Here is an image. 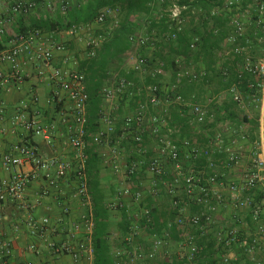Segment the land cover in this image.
Instances as JSON below:
<instances>
[{
    "label": "crops",
    "instance_id": "0c3cea01",
    "mask_svg": "<svg viewBox=\"0 0 264 264\" xmlns=\"http://www.w3.org/2000/svg\"><path fill=\"white\" fill-rule=\"evenodd\" d=\"M15 1L16 0H2L3 8L5 10H10ZM84 1L85 0H72V8ZM197 1L198 0H189L190 6L187 5L188 10L185 14L182 32L188 39H191L193 36H199L201 49L203 48V50H201V53L197 57L191 55L188 59H184L180 55H175L177 49L173 47L175 46L173 42L165 40L162 34L157 31L158 34L155 38L153 49L136 48L131 44L130 48L123 53L122 57H119L120 59L108 60L102 68L94 69L92 66H89V57L86 56L85 42L88 38L99 36V34L104 37L105 26L91 23L88 25L89 29L80 34V36L84 35L85 38H83V40L78 38V36L74 37L69 35L68 30L48 33L42 31L44 37H49L51 41L56 44H63L66 48L65 54L55 53L54 59L50 64L28 62L24 58L21 66L24 80L21 84H16L13 79L9 78V66L7 64L1 65L0 68L4 70L8 78V83L0 90V103L5 111L4 119L2 121L0 120V185L7 182L10 175L9 171L4 168L1 162V156L10 152L19 144H28L33 147L40 156L61 160H71L73 158V152L66 144L69 135L68 126H73L71 104L65 92L55 88L38 74L40 70L45 73L49 71L52 66L56 67L61 65L64 56H67L70 60L76 61L75 66L70 62L65 68L70 71L77 70L82 73L85 77V85L86 83L90 85L92 78H96L100 81V93L104 85H111L113 83L112 76H120L121 74H126L129 77L132 76L134 78V83L140 88L145 86L148 82L151 84L154 82L159 84L158 86L161 88L159 101L164 110V113L161 115L163 119L161 127L162 133L170 128L169 126L172 124L170 114L178 108L182 109L179 112H182L184 109L186 111V116L189 117L188 125L190 129L187 132V138L192 139L199 149L207 145L210 139L217 134H220L221 138H224V132L230 129L233 119L237 123H242L239 130H237L244 133L243 135L241 134L243 136L242 139H244V137V140L247 138L250 141L256 137L259 139L260 129L261 126H263L264 95L261 99V106L258 113L260 125L258 135L254 137L251 132V122L254 120L255 114L251 109V103L249 101L246 103L242 101L243 103L241 102L239 105L236 103L233 104L229 89L226 87L227 82L236 76L237 63L241 58V56L233 54L232 45L226 42L231 32V26L229 25L230 11L223 9L220 3L209 1L208 3L203 2L198 4ZM236 1H238L240 5L239 14L245 16L247 19L244 39L238 40L237 45L243 47L244 52L254 60H261L264 56V50L262 49V41L264 39L260 37L259 40L258 34L260 30H254V20L257 15L252 7V2L247 0ZM36 2L38 4L37 10L28 16H15L12 28L19 25L28 27L34 24H40L43 20H55L57 16L64 20L67 16V13L61 14L57 9L51 13L47 12L43 6L42 0H36ZM53 2L55 3L56 0H53ZM72 8L68 11L70 12ZM214 9H216V14L211 16L210 12ZM115 16L118 22H120L124 14H122L119 9ZM108 22L111 23L109 20ZM122 26L135 35L149 34V31H147L148 24L146 18L142 14H132L128 16ZM260 32L262 33V31ZM218 33L223 36L222 41L219 40ZM263 34L262 36H264ZM140 55L149 58V68L141 73L129 71L130 62L136 56ZM177 58L181 59L183 70L201 71L203 73V76L197 82L181 81L177 88V92L185 100H190L191 102L203 106L210 114L216 117V122L202 126L196 125L191 121L192 115L190 110L185 107H180L173 102L172 96L168 92V87L173 83L176 74L175 67L172 66L171 61L173 62ZM162 60L165 62V65L160 68L157 62ZM103 68L109 69L105 81H102V76H104L106 72ZM155 70H157L156 73H154ZM222 71L228 73L223 79H221ZM251 79V77H246V82H249ZM246 82L243 81L239 89L245 90L243 92L249 94L251 88L247 86ZM55 93L57 95H55ZM252 94L248 95L249 98L254 97ZM132 97L137 100L134 102V100L131 99ZM145 99V94L142 92L140 94L133 92L132 94L129 93V95L124 93L112 101L104 100L100 94V105H94L92 102H88L85 113L88 119L94 117L98 108H103L111 113L116 122L115 131H120V136L118 137L119 142L123 147H126L130 140L127 132L123 130L122 119L134 113L137 108V102H144ZM233 106H238L239 109L243 110L239 119L231 112ZM154 111L153 108L149 107L146 111V117L152 115ZM17 112L22 113L27 118L33 119L45 127H50V142H45L39 135H32L25 132L20 126H11L10 119ZM62 112L66 117V122L60 121V114ZM197 126H199V128H197ZM102 127L103 126L98 123L96 126L97 131ZM213 130L215 135H212ZM210 131L212 132L209 133ZM143 138H145L148 145L151 144L153 149L154 144L152 145L153 141L151 142V138L148 136H144ZM130 144L132 145V143ZM96 147L97 150L94 152V157L99 159V164L97 166L98 172L95 182L96 189H93V191L95 196L101 198V202L105 204V207L108 202L114 200L116 192L124 186L132 190L140 188L145 191V182H147L150 177L149 174L142 173L132 181V179L125 178L124 175L115 173L113 168L105 163V155L107 156L109 153V145H96ZM149 148L150 147L146 150V155L148 157L153 155V151ZM103 149L105 151H103ZM86 151L88 157H90L88 150H85V152ZM260 151L264 156V150L260 149ZM124 153L122 160L118 162L121 170H125V165L132 156V150L126 149ZM211 159L215 164V170L213 172L202 165L195 170L203 172L204 176H208L212 173L217 174L218 181L212 188L222 192L226 200L219 204L215 213L210 214L209 221L202 224V231L187 226H174L169 234L164 236L165 223L177 216V211L171 206L172 198L165 194H162L154 201L145 195L140 205L135 204L131 199H124L122 206L119 208L115 210L106 208L108 212L106 221L108 228L106 244L110 249L111 256L115 250H120L124 247L120 239L127 234L128 217L133 216V220L141 222L142 219L139 216L135 218L134 215L137 213L140 214L139 211L143 208L150 207L151 224L147 228L141 227L137 231L134 239L135 244L139 247L143 255L140 264H218L222 256H227L234 264H256V262L264 264V238L261 240V243L252 248L250 252H244L241 243L243 240H248L250 237H253V235L255 236L256 228L255 225L252 222L250 223L248 218H246V210L237 207L234 202L227 199V185L229 183H235L240 187L242 186V180L228 179L227 174H229V172L223 166L225 163L224 154L217 153L213 155ZM192 163L196 164L195 162ZM21 169L31 172L34 168L30 165H25ZM34 171L35 176L30 180L24 192V200L31 205V209L28 211H19L16 202L11 200L5 201L0 207V239L9 241L11 246V255L7 260V264H21L23 262L35 261L41 264H88L85 259L74 263L67 255L54 256L48 251L44 239L31 237L27 234L23 226V221L27 216H31L34 219L46 217L55 225V222H57L59 218H63L65 222L78 220L83 211V208L78 204L67 200L68 197L63 199L56 195L40 196L41 190L47 188V186L38 171L35 169ZM90 182L92 181H89V186ZM72 189L73 184L66 187L63 186L62 192L67 196ZM243 193L244 192L240 193V198ZM182 197V192L176 193V198ZM65 202L70 205L71 211L67 216H62L61 205ZM262 205L264 206V200L262 201ZM200 210L201 208L194 205L184 206V211L190 215L197 214ZM15 225L19 226L17 231L14 229ZM228 229H235L238 232V242L228 246H218L216 239L218 232ZM155 234L161 236L163 240L161 246L156 250L151 248L153 235ZM49 236L56 242L65 239L64 234L60 233L58 230L52 231ZM187 236L191 237L193 244L197 247V253L190 261L185 259V257L183 259L181 258V255L185 256L188 249L185 245V238ZM31 244L36 246V252L28 249Z\"/></svg>",
    "mask_w": 264,
    "mask_h": 264
},
{
    "label": "built area",
    "instance_id": "2783aa9c",
    "mask_svg": "<svg viewBox=\"0 0 264 264\" xmlns=\"http://www.w3.org/2000/svg\"><path fill=\"white\" fill-rule=\"evenodd\" d=\"M43 6L47 12H53L57 9L61 14H66L72 8V0H42ZM163 3L168 2L165 14L168 19L167 30L162 33L165 40L176 42L178 36L183 32L185 14L188 6L180 4L179 0H158ZM215 3L222 4L223 9L230 11L229 25L231 32L226 42L232 45V52L236 56H241L237 63L236 80L230 85L229 92L232 101L236 104L242 102L239 93L240 85L246 82V77H251L260 81V83L247 84L251 89L259 88L264 85V60H254L251 56L244 52V48L237 45L238 40L244 39L245 27L247 19L239 14L240 5L236 0H211ZM253 9L256 12L254 20L257 30L264 33V0H251ZM38 4L36 0H16L10 10H5L0 0V36H5L8 29L12 28L15 16H28L37 10ZM117 9L110 7L101 8L95 18L94 23L104 25L108 19L112 20V27H116L117 18L115 14ZM216 9L210 12L213 16ZM89 29L88 25L72 26L68 30V34L74 37ZM157 32L151 31L149 34L135 35L128 37L129 42L136 48L153 49ZM260 40V38H258ZM104 37L94 36L85 42V50L87 57H93L96 50L100 48ZM200 44L199 36H193L188 43V49L195 52ZM0 49V66L7 64L9 66V78L13 79L16 84H21L24 80L21 66L22 60L25 58L28 62L50 64L54 59V54H65L66 48L63 44H56L49 37H44L42 31L38 29H27L23 32L13 33L3 44ZM72 62L76 65L75 60L68 59L64 56L59 66H52L49 71H38L45 81L55 88L66 93L67 99L71 104L73 126H68L69 135L66 144L73 152L71 160H61L52 157L40 156L38 152L28 144H19L10 152L1 156V162L4 168L9 171L10 175L7 182L0 185V207L2 204L11 200L16 202L18 209L28 211L31 209L24 200L25 189L35 176V171L42 176L47 188L40 192V196H58L60 198L70 200L83 208L78 220L65 222L63 218H59L55 225L51 223L49 218L34 219L27 216L23 221V226L27 234L31 237H37L46 241L48 251L54 256L67 255L74 263L85 259L88 264H94V249L92 246V236L95 229L94 221V201L89 189V177L86 171V133L88 126V118L85 110L88 103V94L85 87V77L77 70H67L65 66ZM157 65L162 68L164 64L159 61ZM150 66L147 56H136L131 62L129 69L141 73ZM176 74L173 83L168 87V92L172 96L173 102L178 106L185 107L190 110L192 115L191 121L196 125H207L213 123L215 118L203 106L184 100L177 92V88L181 81L197 82L202 76L201 71L183 70L181 59L174 60ZM155 70L154 73H156ZM223 77L227 76L226 71L221 72ZM113 83L104 85L101 89V96L104 100L112 101L129 90L135 88L131 81L123 77L112 76ZM8 83V78L0 68V90ZM161 88L155 84H149L138 87L136 93L145 94V101H138L136 111L123 117V130L129 135V140L137 147L135 149L136 158L130 159L125 165V170H121L118 162L124 156V150L119 146V139L115 138L116 122L114 116L104 110L99 109L98 123L103 127L92 137L96 145H109V153L105 155V163L109 164L113 171L117 174L124 175L125 178L131 179L139 177L142 173L149 174L145 191L143 189L132 190L124 186L119 189L114 200L106 204L109 210H115L122 206L124 199H131L135 204L140 205L145 195L152 201L156 200L162 194L172 198L171 206L177 211V216L165 223L164 236L168 235L174 226H187L202 231V224L209 221L210 214L217 211L219 204L226 200L225 195L212 188L218 181V175L212 173L204 176L203 172L192 168L184 169L182 159L185 158L190 162H195L199 158L206 161L205 167L214 171V161L211 159L213 155L222 153L225 156L224 166L229 168L237 163V157L232 149L225 145L221 135L217 134L211 138L207 145L199 149L192 144L188 138H179L176 136L177 130L168 128L162 133L164 113L159 101V92ZM55 95H57L55 93ZM149 107L155 111L152 115L146 117V111ZM5 117V111L0 103V120ZM60 121L66 122L63 112L60 114ZM10 125L13 127L20 126L25 132L32 135H39L41 138L50 142V127H45L33 119L27 118L20 112L15 113L10 119ZM148 136L154 144L151 149L153 155L148 157L144 146L141 145L143 137ZM241 139L243 136L241 135ZM258 149L264 150V132L263 126L260 129V137L258 141ZM140 146V148H138ZM182 155V156H180ZM255 167L246 173L242 180V186L235 183H229L226 187L227 199L234 204L247 210L251 206V198H240V193L253 189L257 185L264 183V161L259 157L253 160ZM30 165L33 169L31 172L23 171L21 168ZM73 184V189L66 196L62 192V187ZM182 192V198H176V193ZM194 205L201 208L200 212L190 215L184 211V206ZM150 207L143 208L134 217L138 216L141 222L133 220V216L128 217L127 234L120 239L123 242V249L115 250L112 253L113 264H140L142 261V252L135 244L134 239L137 231L141 227L147 228L151 224ZM70 205L65 202L61 205L62 216L70 214ZM264 214L260 207H252L251 218L254 222H258L259 216ZM15 231L19 229L18 225L14 226ZM58 230L63 233L65 239L56 242L50 238L52 231ZM264 238V223L257 225L256 235L252 238L251 243L247 245L245 241L241 243L242 247L252 248L258 246ZM217 242L228 246L238 242L237 231L235 229L221 230L217 234ZM162 237L153 235L151 248L155 250L162 244ZM185 245L188 248L185 256L181 258L190 261L197 253V247L193 244L191 237L185 238ZM185 247V248H186ZM30 251L36 252L34 244L29 245ZM11 255L10 242L0 239V264H7V260ZM220 264H234L227 256H222ZM21 264H41L39 262H23ZM261 264V262H256Z\"/></svg>",
    "mask_w": 264,
    "mask_h": 264
},
{
    "label": "trees",
    "instance_id": "16d2710c",
    "mask_svg": "<svg viewBox=\"0 0 264 264\" xmlns=\"http://www.w3.org/2000/svg\"><path fill=\"white\" fill-rule=\"evenodd\" d=\"M211 0H198L197 3L201 4L203 2H209ZM250 1L251 0H247ZM180 4H185L189 5V0H179ZM168 6V2L165 1L163 3L159 2L158 0H85L83 3H80L72 8V10L67 12V16L64 18V20L60 17L57 16L55 20H43L41 21L40 24H34L32 26H24V25H19L15 28L8 29L6 32L5 36H0V49H2L4 46L3 44L6 42V40L13 34V33H18V32H23L27 29H38L40 31L44 32H61V31H67L69 30L72 26H78V25H89L91 23H94L95 18L97 16L98 11L103 8V7H110L114 8L121 11L122 14H124V17L122 21L118 22L117 20V25L116 27H112L110 25L112 23L111 19H108L111 21V23L107 22L103 25L105 26V35H104V41L102 42V45L98 50H96L95 54L93 57H89L88 63L90 64L89 66H92L94 69H99L102 68L105 64L106 61H111L115 59H120L119 57H122L123 53L127 51L131 43L128 40V37L132 35L133 33H130V30H126L122 25L125 23L127 20V17L132 15V14H142L146 18V22L148 24L147 31H155L158 33H163L164 31L167 30V23L168 19L166 17L165 11ZM161 7V8H159ZM119 8V9H118ZM161 11V12H160ZM255 27V24H254ZM254 29V28H253ZM254 30H257L255 27ZM261 31V30H260ZM259 31L258 37H262L264 39V36H262V33ZM101 35V34H99ZM216 35V34H215ZM264 35V34H263ZM102 36V35H101ZM218 38L219 40L222 41L223 36L218 33ZM190 39V38H189ZM189 39L187 36L184 34H180L178 36V39L176 42L173 44L175 46V49H177V52L175 55H180L184 59H188L189 56L194 55L197 57L200 53L201 50V44H199L198 49L195 52H191L188 49V41ZM214 40V38H213ZM263 46L262 49L264 50V40L262 41ZM164 65L165 62L162 60L161 61ZM172 66H174V61H171ZM175 67V66H174ZM90 69V68H89ZM105 69V68H103ZM176 70V68H174ZM102 70V69H100ZM105 75L102 76V81H105L106 76L108 74L109 69H105ZM132 71V70H129ZM134 72V71H132ZM118 77H123L128 81H131L133 85L135 86L134 89L129 90L126 92V94L129 95L132 94L133 92L136 91L138 88L136 84L134 83V78L132 76H127L126 74H121ZM224 77L221 76V79ZM87 79V77H86ZM236 80V76L233 77L231 80L227 82V89L230 88V85ZM87 82V81H86ZM90 85L86 83V92L88 94V102H92L94 105H100V81L96 78H92L90 81ZM151 84L148 82L146 85ZM155 85H159L157 83H152ZM160 87V86H159ZM243 88V87H242ZM245 91V90H242ZM255 88L250 89L249 95L254 93ZM160 94V92H159ZM123 95V94H122ZM183 98V97H182ZM132 100L134 102L137 100L136 98L132 97ZM184 99V98H183ZM185 100V99H184ZM190 101V100H187ZM233 104H235L232 101ZM182 107V106H180ZM95 112L94 117H91L88 119V126H87V133L85 136L86 139V150H88V154H90V157L87 155V151L85 152L86 156V171L87 175L89 177V180L92 181L90 182V192L93 197L94 201V221H95V229L93 232L92 236V246L94 249V264H113V259L110 253V249L107 247L106 244V239H107V209L105 207V204L101 202V198L99 196H95L93 189H96V180H97V166L99 164V159L94 157V152L97 150L96 144L93 142V136L97 132L96 126L98 125V112ZM180 108L177 110H174L170 114V118L172 121V124H170L171 129H177V134L179 138H187L188 136V131H189V117L186 116L185 110L183 109L182 112H179ZM96 120V121H95ZM215 122H216V117H215ZM251 129L254 130L255 134L258 133L259 130V118L256 117V120L251 122ZM179 131V133H178ZM263 132H264V115H263ZM116 138L120 136V131L116 130L115 131ZM256 137V136H255ZM256 139V138H255ZM253 139V141L255 140ZM189 141L192 143V139L189 138ZM252 141V140H251ZM145 138H143L141 145H145ZM130 141L126 147L122 144L119 143L120 148H124L123 150L129 149L132 150V158H136V145ZM140 148V146L138 147ZM182 156V155H180ZM130 161V160H129ZM127 161V163L129 162ZM196 164H200L205 166L206 161L204 158H199L197 161H195ZM132 181L136 179V176L131 178ZM92 188V191H91ZM249 197L251 198V206L247 208L246 210V218H248V221L253 223L255 225L256 231H257V225L264 223V214H261L259 216L258 222H254L251 218V209L252 207H260L263 212H264V206L262 205V201L264 200V183L262 185H257L253 189H250L248 191H244L242 198ZM19 211H21L19 209ZM126 219V218H125ZM126 223V220H125ZM238 236V232H237ZM254 237V235H253ZM253 237H250L248 240H243L249 245L251 243V240ZM218 246L223 247V243H219ZM250 248L243 247L244 252H248ZM222 262V259L218 261V264Z\"/></svg>",
    "mask_w": 264,
    "mask_h": 264
},
{
    "label": "rangeland",
    "instance_id": "374dc122",
    "mask_svg": "<svg viewBox=\"0 0 264 264\" xmlns=\"http://www.w3.org/2000/svg\"><path fill=\"white\" fill-rule=\"evenodd\" d=\"M78 38L83 40V38H85V37H84V35H81V36L79 35ZM262 60H264V56H263ZM251 80H249V82H246V84H249V83H253V84L260 83V81H258L256 79L252 78ZM239 93H240V95L242 97V101H244V103H246L248 101L251 103V106H252L251 109L253 110V113L255 114L254 115L255 116L254 120H256V117H258L259 109H260V106H261V99H262V97L264 95V85L262 87L256 88L254 93L252 94L254 97H251V98H249V96H248L249 94L248 93H246V92L244 93L241 89H239ZM231 112H233L235 117L239 119L240 115L243 112V110L239 109L238 106H233L232 109H231ZM214 122H215V120H214ZM234 122H235V120L233 119V122L230 125V129L228 131L224 132L225 136H224V138H222V140H223L224 144L229 146L232 149V151L235 153V155L237 157V163L232 165L229 168H226V170L229 172V174H227L228 179H235V180L240 179V180H243L244 175L255 167V164L253 162L254 158L259 157L260 160L264 161V156L261 153L260 149H258V145L257 144H258L259 139L257 137H256L257 139H255L254 141L253 140L250 141L247 138H246V140H244L245 137H244V139H241L240 138L241 134L243 135L244 133H241V132H239L237 130H239V128L242 125V123H239V122L238 123L237 122L234 123ZM197 128H199V126H197ZM205 128H206V126H205ZM211 132L212 131H210L209 133H211ZM251 132H252L254 137L258 135V133L255 134L254 130H252ZM212 135H215L214 130L212 132ZM151 142H152V140H151ZM192 144H194L193 141H192ZM152 145H153V142H152ZM145 146L147 148L150 147L149 149H152L151 144L148 145L147 142L144 145V148L147 149ZM103 151H105V150L103 149ZM182 166H183L184 169L192 168V169L195 170V169L200 167V164H193L192 162H190V161L186 160L185 158H183L182 159ZM224 168H225V166H224ZM214 170H215V166H214Z\"/></svg>",
    "mask_w": 264,
    "mask_h": 264
}]
</instances>
